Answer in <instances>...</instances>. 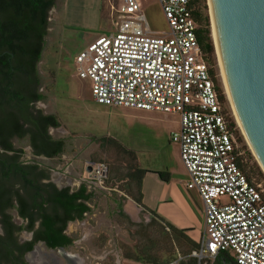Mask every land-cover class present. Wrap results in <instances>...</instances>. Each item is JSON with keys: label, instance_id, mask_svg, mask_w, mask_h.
<instances>
[{"label": "rangeland", "instance_id": "obj_1", "mask_svg": "<svg viewBox=\"0 0 264 264\" xmlns=\"http://www.w3.org/2000/svg\"><path fill=\"white\" fill-rule=\"evenodd\" d=\"M118 1L54 0V6L48 12L47 34L37 63L38 91L45 97L36 102L35 107L58 117L60 126L50 128L49 132L53 137L64 138L65 144L58 157L38 156L34 160L49 169L50 181L57 187L70 188L90 177L89 163L104 161L108 164V186L91 189L90 211L85 213L82 221L69 222L66 229L74 239L86 234L81 245L71 248L84 257V264L108 262L95 257L101 256L102 250L113 247H120L122 255L130 253L134 256L146 249L161 259L169 257V262L181 256V263H188L190 257L181 253L185 247L172 244L173 232L165 226L184 232L188 229L195 238L201 236L203 229L202 204L195 192L184 193L182 184L187 175L178 147L170 141V133L178 126V115L98 104L92 99L90 81L78 75L75 54L96 34L112 29V7ZM138 4L152 32L166 31L167 24L157 0H138ZM205 4L212 40L207 0ZM212 62L217 85L225 98L224 111L228 120L234 123L233 135L246 165L245 171L251 181L264 189V170L234 120L215 49ZM102 138L109 142L101 141ZM25 151V159L33 158L28 147ZM135 168L139 170L138 183L137 174H133ZM136 190L142 203L155 214L152 224L145 227L134 226L116 209L117 204L124 205L135 196ZM13 220L18 222L15 213ZM20 235L25 236L24 232ZM172 245L177 246L173 255ZM122 263L137 264L139 261L123 256Z\"/></svg>", "mask_w": 264, "mask_h": 264}, {"label": "built area", "instance_id": "obj_2", "mask_svg": "<svg viewBox=\"0 0 264 264\" xmlns=\"http://www.w3.org/2000/svg\"><path fill=\"white\" fill-rule=\"evenodd\" d=\"M157 1L166 31L150 30L138 0H119L112 7V30L75 54L78 75L90 81L98 104L178 115L170 141L187 175L182 189L195 192L202 204V233L188 257L195 264H215L217 254L226 251L236 264H264V189L237 163L241 152L234 127L198 47L195 5ZM87 166V189H104L108 165Z\"/></svg>", "mask_w": 264, "mask_h": 264}, {"label": "trees", "instance_id": "obj_3", "mask_svg": "<svg viewBox=\"0 0 264 264\" xmlns=\"http://www.w3.org/2000/svg\"><path fill=\"white\" fill-rule=\"evenodd\" d=\"M192 3L195 5L193 16L197 23L198 47L213 76L219 97L224 102V94L217 85L212 68L214 46L209 19L204 12L205 0H192ZM53 5L54 0H0V222L4 230L10 233L14 230H30L34 221L38 220L35 229L37 239L44 240L49 246L70 243L71 237L63 230L67 222L83 219L84 213L90 211L88 203L93 197L84 181L72 189L69 186L57 187L50 181L49 169L34 160L38 156L47 159L58 157L65 144L64 138L53 137L49 132L50 128L60 126L58 117L35 107V102L45 97L38 91L40 79L37 63L47 34L48 12ZM230 126L234 127L233 121H230ZM101 141L108 140L102 138ZM25 147L29 148V154L33 157L30 160L24 158ZM237 163L250 180L241 154L237 157ZM135 173L138 183L137 168L133 170ZM108 175L104 186L109 184ZM136 191L132 198L141 202L140 193ZM13 213L26 220V223L14 225L11 221ZM165 226L173 232L172 244L185 247L181 253L188 255L198 247L200 237H193L188 229L184 232ZM2 241L0 239V244ZM176 247L172 245L171 255ZM125 258L145 264L169 262V257L161 259L146 249L134 256L127 253ZM214 263L236 264L226 251L219 252ZM181 264L195 262L191 259Z\"/></svg>", "mask_w": 264, "mask_h": 264}, {"label": "water", "instance_id": "obj_4", "mask_svg": "<svg viewBox=\"0 0 264 264\" xmlns=\"http://www.w3.org/2000/svg\"><path fill=\"white\" fill-rule=\"evenodd\" d=\"M217 4L234 99L264 163V0H217Z\"/></svg>", "mask_w": 264, "mask_h": 264}, {"label": "flooded vegetation", "instance_id": "obj_5", "mask_svg": "<svg viewBox=\"0 0 264 264\" xmlns=\"http://www.w3.org/2000/svg\"><path fill=\"white\" fill-rule=\"evenodd\" d=\"M116 209L119 215L126 216L128 221L134 226L145 227L152 224L155 218V214L152 210L148 209L142 202L134 198L128 199V202L124 205L117 204ZM16 218L18 219L17 223L13 218L11 220L14 225L17 226L26 223V220L23 221L21 217L16 216ZM74 221H82V219ZM69 222H67L63 232L71 237L70 243L56 246H49L44 240L37 239V232L35 229L38 226V220L34 221L32 229L30 230H14L10 233L4 230L0 222V239L3 240L0 244V264H84V257L81 256L79 251L72 250L71 248L77 244L81 245L82 241L86 238V234H83L80 239L72 238L66 231ZM23 232L25 236L21 237L20 234ZM34 239L36 240L33 241ZM29 245L30 247H28ZM101 253V256L95 258H98L100 261L105 260L108 262H100L98 264H111V262H113V264H122L123 256L125 257L127 255V253L124 255L121 254L120 247L102 250Z\"/></svg>", "mask_w": 264, "mask_h": 264}, {"label": "bare ground", "instance_id": "obj_6", "mask_svg": "<svg viewBox=\"0 0 264 264\" xmlns=\"http://www.w3.org/2000/svg\"><path fill=\"white\" fill-rule=\"evenodd\" d=\"M207 1L209 4V9H210L212 40H213L215 53L218 58V64L220 66L221 76L223 80L222 83H224V90H225L226 98L228 99L231 105L232 113L234 115V120L237 126L240 128L242 134L244 135V138L246 139V141L248 142L250 146V149L252 148L251 150L255 153V156L259 164L264 170V163L261 159V156L255 149V146L253 145L246 131L241 114L239 112L238 106L234 99V94H233L231 83H230L229 71H228V67H227V63L225 59V50H224V44H223V28H222V23L220 19L217 0H207Z\"/></svg>", "mask_w": 264, "mask_h": 264}, {"label": "crops", "instance_id": "obj_7", "mask_svg": "<svg viewBox=\"0 0 264 264\" xmlns=\"http://www.w3.org/2000/svg\"><path fill=\"white\" fill-rule=\"evenodd\" d=\"M101 3H104L103 0H101ZM101 3H100V4H101ZM53 6H54V5H53ZM53 6H52V7H53ZM100 6H101V5H100ZM100 6H99V9H100ZM100 15H101V14H100V12H99V16H100ZM111 30H112V29L106 31V30L104 29V31H102V32L96 34L94 37H92V39H90V40L88 41V43H89L90 41H92L94 38H96L97 36H99V35H104V34H106L107 32H109V31H111ZM88 43H87V44H88ZM79 50H80V49H79ZM141 202H142V199H141Z\"/></svg>", "mask_w": 264, "mask_h": 264}]
</instances>
